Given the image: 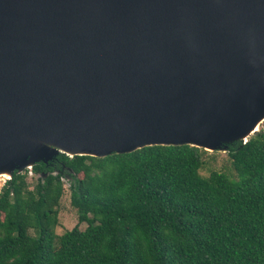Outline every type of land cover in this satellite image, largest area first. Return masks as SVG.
<instances>
[{"label":"water","instance_id":"1","mask_svg":"<svg viewBox=\"0 0 264 264\" xmlns=\"http://www.w3.org/2000/svg\"><path fill=\"white\" fill-rule=\"evenodd\" d=\"M263 109L264 0H0V128L111 147L70 156L219 151ZM49 150L0 132L8 178Z\"/></svg>","mask_w":264,"mask_h":264},{"label":"trees","instance_id":"2","mask_svg":"<svg viewBox=\"0 0 264 264\" xmlns=\"http://www.w3.org/2000/svg\"><path fill=\"white\" fill-rule=\"evenodd\" d=\"M208 151L58 152L31 165L41 175L31 189L27 169L13 171L0 187V264H264V127L226 144L227 164L202 175ZM62 177L85 227L56 235Z\"/></svg>","mask_w":264,"mask_h":264},{"label":"rangeland","instance_id":"3","mask_svg":"<svg viewBox=\"0 0 264 264\" xmlns=\"http://www.w3.org/2000/svg\"><path fill=\"white\" fill-rule=\"evenodd\" d=\"M264 127L263 122L259 125L258 128ZM208 151V150H207ZM208 153H211L208 151ZM54 152L53 150H49L47 152V155L43 157V160H52L54 157ZM227 164V158H226V152H224L223 149L221 150H216L214 153V157L212 160L207 159V163L205 165V168L200 170V174L206 175L208 173L207 169H220L222 165ZM207 167V169H206ZM25 172V179L23 180V185L22 187L31 189L33 184L35 183V179L37 177H40L41 175H36L31 173L29 168H26ZM206 169V170H205ZM23 171V170H22ZM16 172V170H15ZM22 173V172H21ZM8 177H3L0 176V187L2 186L3 182L7 179ZM61 182L63 184V191L62 194L58 200V205H57V223L54 226L53 230L56 235H60L64 230L70 229L72 226L77 225L79 229H83L85 227V223L77 222V215L75 212V209L72 208L69 204V197H68V189H67V180L66 178L62 177ZM31 232V231H30ZM32 233V232H31Z\"/></svg>","mask_w":264,"mask_h":264},{"label":"bare ground","instance_id":"4","mask_svg":"<svg viewBox=\"0 0 264 264\" xmlns=\"http://www.w3.org/2000/svg\"><path fill=\"white\" fill-rule=\"evenodd\" d=\"M264 120V109L261 111V113L258 115L257 120L252 124V126L247 130L244 131L241 136H244V140L247 137V135H249L250 133H252L253 131L259 129V125L262 123V121ZM0 132L2 133H6V134H13V135H18L24 139H26L27 141L32 142L34 145H38L39 143H43L45 142V146L49 147V148H57L60 151H63L64 153H66L67 155H72V153L74 152H78V153H89V154H93V155H101L98 152H91L92 149H99V150H107V149H111V147H86L84 149H80V148H75V147H65L63 145H61L60 143H57L53 140L47 139V138H42L39 136H36L34 134H30V133H24L21 131H13V130H9V129H3L0 128ZM206 149L210 150V148L206 147ZM95 151V150H93ZM35 155H32L31 158L28 160L27 164L25 167L29 168L28 166L31 164V162L34 161L35 159ZM11 169V166L8 164H3L0 166V176L3 177H8L9 175V171Z\"/></svg>","mask_w":264,"mask_h":264}]
</instances>
